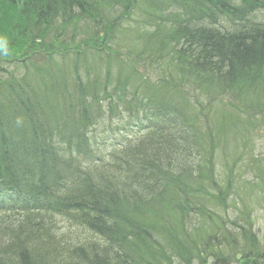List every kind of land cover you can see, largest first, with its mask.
Listing matches in <instances>:
<instances>
[{"label":"trees","instance_id":"1","mask_svg":"<svg viewBox=\"0 0 264 264\" xmlns=\"http://www.w3.org/2000/svg\"><path fill=\"white\" fill-rule=\"evenodd\" d=\"M8 9L1 25L16 26L44 64L0 68V182L43 200L56 184V210L98 240L61 261L55 246L37 257L30 235L18 236L2 264H264L248 204L231 219L223 198L244 191L231 180L245 183V169L231 163L264 124V32L254 37L248 22L264 30L263 17L255 24L243 0H22ZM143 112L155 132L123 141ZM97 153L109 161L87 164ZM249 159L243 167L263 174L264 187V152Z\"/></svg>","mask_w":264,"mask_h":264},{"label":"bare ground","instance_id":"2","mask_svg":"<svg viewBox=\"0 0 264 264\" xmlns=\"http://www.w3.org/2000/svg\"><path fill=\"white\" fill-rule=\"evenodd\" d=\"M243 2L244 3H246V4H248V5H250L251 7H252V9H253V14H254V16L255 15H259V17H257V19L255 20V24H257L260 20H261V18L263 17L264 18V0H243ZM139 16L137 15L135 18H138ZM210 19H217L218 21H220V22H222V23H225L226 21H224V20H222V19H218L217 18V16L216 15H210V16H208ZM209 20H207V22H208ZM251 25H253V27L252 28H254V30H253V32H254V34H256V33H262V32H264V30H262V29H260V28H257L255 25H254V22L251 20V22L250 21H248ZM261 22H263V20L261 21ZM195 24V23H194ZM255 26V27H254ZM193 27L194 28H196V29H201V22L200 21H198V22H196V25H193ZM148 29V28H147ZM148 31H146L145 33H144V36L143 37H147L148 36V34L149 33H147ZM256 32V33H255ZM260 37V35H258V34H256L254 37ZM249 44H252V43H249ZM257 71H258V75L259 76H264V68H263V66L262 65H260V66H258L257 67ZM254 77V74L253 73H250V74H248V78H253ZM257 84H254V87L256 86ZM122 107H123V105H122ZM116 119V118H115ZM2 120L5 122V118H2ZM34 126V127H33ZM31 127H33L35 130H37V128L36 127H38L37 125H35L34 123H32L31 124ZM95 132H99L97 129H96V131H93V132H91L90 133V135H91V137H93V136H95L94 135V133ZM11 148H15V147H11ZM17 148V147H16ZM17 152H16V154H13V156H11L9 159H8V162H9V164H8V166L10 167L11 165H13L14 163H16V162H14V157H16V158H18L17 157ZM23 158H19L18 160H22ZM109 155H101V154H99V153H97V154H95L94 156H93V158H89L88 159V161H87V164H94V163H97V162H108L109 161ZM234 160H235V162L234 163H236V164H243V163H245V161H243L242 163H240V159L237 157V155H235V157H234ZM24 164V163H23ZM17 167H19V166H17ZM87 167V170H86V177L87 178H92L93 176H94V174H95V170H94V168H91L90 167V165H87L86 166ZM18 169V168H17ZM16 169V174L14 173V172H11V170L9 171V172H11V174L14 176V177H16V179H19V174L21 173V170H22V168L20 167V169H18L17 170ZM6 171H8V169H6ZM19 171V172H18ZM254 176H256V175H258V173H254L253 174ZM260 175V174H259ZM263 175V174H262ZM247 175H245L244 173H241V177L244 179L245 177H246ZM261 176V175H260ZM55 188H56V184H53L52 185V187L51 186H49V188L45 191V194H44V196H45V199H48L49 201H50V204H51V206H52V208L53 209H55L56 210V204H57V200L58 201H62V199L56 194V190H57V188H56V190H55ZM58 196V197H57ZM44 199V203L46 202V200ZM55 200V201H54ZM52 201H54V203L52 202ZM135 204V203H134ZM135 205H137V204H135ZM66 211H68L69 212V210H68V208H64ZM46 233V231L44 230V229H40V228H36L35 230H31L30 232H29V235H30V237H31V244H29V248H31V249H33V251H34V253H35V255L37 256V257H43L45 254H43V252H47L48 251V249L50 248V247H52V246H56V247H58L59 248V246H57L54 242H52L51 241V245H48V246H46L45 245V243H47L48 244V242H46L44 239H42L43 238V236H44V234ZM46 236V235H45ZM34 238H35V240H34ZM40 244V245H39ZM39 246H41V248L42 249H44V250H40V248H39ZM55 247V248H56ZM51 249V248H50Z\"/></svg>","mask_w":264,"mask_h":264},{"label":"rangeland","instance_id":"3","mask_svg":"<svg viewBox=\"0 0 264 264\" xmlns=\"http://www.w3.org/2000/svg\"><path fill=\"white\" fill-rule=\"evenodd\" d=\"M14 28H16V26H10L9 24H2V25H0V35H2L3 37H8L9 35H11L13 33ZM54 92H56V91H54ZM254 142H255L254 146L256 147V150L262 148V151L264 152V135L257 137ZM259 187H262V185L259 184ZM256 200L259 201V198L254 199L253 201L255 202ZM229 214L232 216L231 219H233L235 217L234 215L236 214V212H235V210H229ZM252 217H253V220L255 221L256 225H257L256 231L258 233V236L264 242V199H261L259 202H256L254 204V213H253ZM71 225H72V223H71ZM64 226H66V224H64V223L60 224L61 233H68V231H69V230H67L68 227L67 226L64 227ZM72 236H73L72 232H69L67 234L66 238L69 239ZM6 239L7 238L5 236V230L3 228L2 223L0 222V256L2 254V251H3L2 247H3ZM207 263L208 264H216L217 262H215V260L210 258V259H208ZM195 264H201V263H195Z\"/></svg>","mask_w":264,"mask_h":264},{"label":"clouds","instance_id":"4","mask_svg":"<svg viewBox=\"0 0 264 264\" xmlns=\"http://www.w3.org/2000/svg\"><path fill=\"white\" fill-rule=\"evenodd\" d=\"M0 51L7 53L8 51L7 45L5 44V45L0 46Z\"/></svg>","mask_w":264,"mask_h":264}]
</instances>
